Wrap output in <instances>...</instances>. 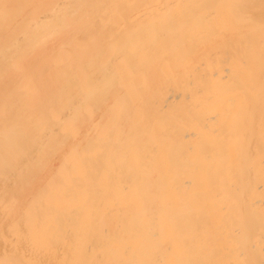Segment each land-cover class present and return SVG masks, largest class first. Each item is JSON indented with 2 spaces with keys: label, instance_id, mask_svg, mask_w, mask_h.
Listing matches in <instances>:
<instances>
[{
  "label": "bare ground",
  "instance_id": "obj_1",
  "mask_svg": "<svg viewBox=\"0 0 264 264\" xmlns=\"http://www.w3.org/2000/svg\"><path fill=\"white\" fill-rule=\"evenodd\" d=\"M180 1L0 0V264H264L260 96Z\"/></svg>",
  "mask_w": 264,
  "mask_h": 264
},
{
  "label": "rangeland",
  "instance_id": "obj_2",
  "mask_svg": "<svg viewBox=\"0 0 264 264\" xmlns=\"http://www.w3.org/2000/svg\"><path fill=\"white\" fill-rule=\"evenodd\" d=\"M206 1H209V0H206ZM198 3H200V1H198ZM207 3H208V5H210V8H209L208 5H203V4L201 5L200 4L201 6H203L202 7L203 11L201 9H200V11L204 12V14L208 11V15H210V16L211 15L212 16L216 15V16L208 17L209 18L208 19L207 18V16H208L207 13H206V16L203 15L204 18H206V19H204V21L201 22L200 24L196 25L197 35H199V37L201 35V39H199L201 41H198V39L194 40V41H191L190 42L191 43V48L188 49V52H190V54L194 57V54L197 51H201V55H200V52H199V55H197V56H200L203 59V54L204 53L206 54L207 52H204V53L202 52L204 50L203 49L204 47L202 48V46L203 45L204 46L207 45V48H209L208 49L209 51L208 50H206V51H208L209 54L205 55L204 59H208L206 57L207 56L209 57L211 55V53L213 54V51L216 53L217 50H219L221 52L222 50H224L226 48L230 49L228 54H229V56L230 55H232V56L229 57L228 54L227 55L225 54L226 57H228V61H229V63H227L226 66H228V64L230 65V63L232 65V67L236 65V68H239V69H237L238 70L237 73H238L239 76L237 75V73H236V75H234L233 73L230 74L231 73V71H230L229 79L231 78L233 80L235 78V80H236L237 79L236 76H238V78L240 77V80H239L240 82L236 81L235 82V86H240L241 85L242 90L245 89V86H247L246 87V91L249 90L251 92V94L254 93V95H256L258 97L260 96L258 98V100H257L258 103H257V101L254 102V104H255V106H254V108H255L254 116L257 117L256 121H258V123H259V121L261 120V117H263V119H264V103H263L264 99L261 98V97H264V53H263L264 52V18H261V16H264V14H263L264 13V5L262 6V4H264V0H212V1L210 0ZM257 3H259L260 5L257 4ZM211 5L213 6V8H212ZM255 6L257 7L256 10L254 9ZM204 7L206 9H208V10H205L206 12L204 11V9H205ZM218 10H220V11H218ZM249 12H250V14H252V12H253V14H252L253 17H252V15L249 14ZM259 14H263V15H259ZM254 16H256V17H254ZM232 17H235L236 19H238V21H236ZM216 18H217V20H216ZM227 18L228 19L230 18L229 21L231 23H233V25H230L229 21H227V22H229V24L224 21V20H228ZM211 19L214 20V22H215V24L217 26H215L214 22ZM209 20H210V22H209ZM207 22H208V25L206 24ZM211 23H213V25H214V27H212V30L213 29L217 30V31L215 30L214 33L208 32V31L212 32L211 28L207 29V27H209V25L210 26L212 25ZM219 23H222V24H219ZM234 23H236V24H234ZM205 26H207V27H205ZM215 27H218V29L215 28ZM198 31L201 32L202 34L199 33ZM219 31L220 32L222 31V32L220 33ZM223 32L225 34H227L225 36H227L229 38H231V36L233 35L232 36L233 39H228L226 37H225V39L230 40V42H233L234 44L230 43L228 40H225V39L224 40L227 41L226 44L224 43L225 42L224 40H223L224 42L222 41V39L224 38L223 37L224 34H222ZM216 34H217V36H221L222 37V38L220 37L219 41H218V39H219L218 37H216V38H218L217 40H214V37H215ZM203 35H205L210 40L209 41L208 40L207 41L204 40L203 37L205 38V36H203ZM207 38H205V39H207ZM211 41L213 42V44H214L213 46L214 47L212 45H210V43L208 44V42H211ZM217 41H218V43H215ZM195 42L197 43L196 44L197 46H194ZM220 43H223L222 47H220L221 46V45H219ZM199 44H200V48H202V49L199 48V46H198ZM228 44L231 45V47H229ZM251 44H252V46L250 47ZM255 44H259L262 47L260 46V48H257V45H256V48H255V47H253V45L255 46ZM226 45H228V46L225 47ZM232 45L233 46L234 45H236V46L240 45V47H235L234 46L235 47L234 48L235 51L234 50L231 51V48L233 49ZM193 46H194V48H193ZM217 46H219V47H217ZM196 47L199 48L200 50H198ZM194 49L195 50L197 49L196 52L194 51ZM211 49H213V50H211ZM227 49H226V52L228 51ZM238 49H239V52H238ZM254 49H256V50H254ZM220 52L216 53V54H218L217 56H216L215 53L213 55H211L210 56L211 60H208V62L213 61V60H214V62H216V60H218V61L222 60L223 62L225 60L227 61V59L224 60V58H226L225 55L224 54L220 55L221 54ZM233 52L236 53V54L238 53V56L237 55L233 56L234 55ZM196 54H198V52ZM219 55L220 56H224V57H219ZM192 56L187 59L188 62L185 65V67H186L185 70L187 69L189 71H186L185 73L190 72V70L195 72L194 69H192V66H196L198 63L200 64V63H203L205 61L204 59L201 60V59H198V57L195 56L194 58H197V61L194 60V62H198V63H196L195 65H192V63H194L193 60H192L193 59ZM212 56L214 57L213 59H212ZM220 58H222V59H220ZM231 58L233 60V63L235 62L234 61V59H235L237 64L234 63V65H233L232 61H231ZM191 60H192V63H191ZM212 65L213 64H210L209 66H212ZM231 65H230V67H231ZM209 66H205L204 67L205 70H206V67L208 68L206 71H211L209 69L210 68ZM238 66H240V67H238ZM219 67H220V69H219ZM262 67H263V69H262ZM193 68H195V67H193ZM216 68H217V66L216 67L214 66V68H211V69H213L212 71L215 70L214 72H216L217 76L220 77L221 73L224 72V70L220 71V70H222L223 67L219 63V66L217 68L219 70L216 71ZM234 68H231V69H233L232 71H237L236 69L234 70ZM202 69H203V66H202ZM231 76L232 77L234 76V78H232ZM232 80H230V81H232ZM235 80H233V81H235ZM231 83H228V84H231ZM249 84L252 85V87L249 86ZM231 85H233V84H231ZM247 88H249V89H247ZM260 113L262 114V116H259ZM256 121H255V123H256ZM254 128H256V126H254ZM254 133H255V131L253 133L250 132L249 134H246V132L244 130L243 131L241 130L239 132V134L237 135L236 139H235L237 145H239V146H241L244 143H248L247 144V150L248 149L249 150L247 151L246 149L245 150L243 149L242 150V151H244L243 154L239 153V156H238L239 161L240 160L243 161V159H244V166H246L248 169H250V165L253 163V158H252L253 153L251 152V147L254 144L253 143L254 142ZM243 183L244 182H241V185L237 189V192L240 193L239 196L241 197V203H239L238 207H237L238 208L237 210L239 211V212H237L239 214V222H236V223L238 225H240V226H243V227H251L252 225H254L253 221L248 219L247 217L244 218V214L246 213L247 208H248V205H247L248 198L251 197V196H249L251 190L250 189L247 190V187H246L247 185L245 184L246 185L245 186ZM244 220L246 221V223H244ZM250 264H256V263L253 261Z\"/></svg>",
  "mask_w": 264,
  "mask_h": 264
}]
</instances>
